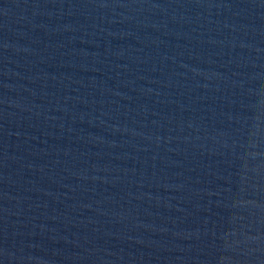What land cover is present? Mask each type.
<instances>
[{
	"label": "water",
	"instance_id": "obj_1",
	"mask_svg": "<svg viewBox=\"0 0 264 264\" xmlns=\"http://www.w3.org/2000/svg\"><path fill=\"white\" fill-rule=\"evenodd\" d=\"M0 264H264V0H0Z\"/></svg>",
	"mask_w": 264,
	"mask_h": 264
}]
</instances>
